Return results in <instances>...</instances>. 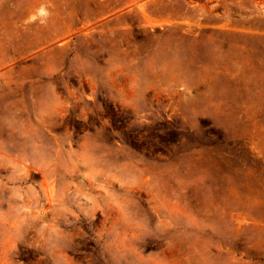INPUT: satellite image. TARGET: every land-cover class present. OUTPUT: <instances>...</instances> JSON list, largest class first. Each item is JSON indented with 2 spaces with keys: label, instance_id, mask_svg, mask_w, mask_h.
<instances>
[{
  "label": "rangeland",
  "instance_id": "1",
  "mask_svg": "<svg viewBox=\"0 0 264 264\" xmlns=\"http://www.w3.org/2000/svg\"><path fill=\"white\" fill-rule=\"evenodd\" d=\"M0 264H264V0H0Z\"/></svg>",
  "mask_w": 264,
  "mask_h": 264
}]
</instances>
